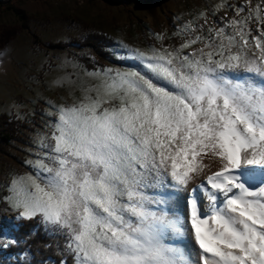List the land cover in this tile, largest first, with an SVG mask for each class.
I'll list each match as a JSON object with an SVG mask.
<instances>
[{"label":"snow or ice","instance_id":"6c2138e0","mask_svg":"<svg viewBox=\"0 0 264 264\" xmlns=\"http://www.w3.org/2000/svg\"><path fill=\"white\" fill-rule=\"evenodd\" d=\"M225 7L222 26L201 12L178 46L156 34L159 48L129 50L137 67L85 70L99 82L48 102L45 151L6 199L74 264H264V0L213 15Z\"/></svg>","mask_w":264,"mask_h":264},{"label":"rangeland","instance_id":"374dc122","mask_svg":"<svg viewBox=\"0 0 264 264\" xmlns=\"http://www.w3.org/2000/svg\"><path fill=\"white\" fill-rule=\"evenodd\" d=\"M222 2L223 0H134L130 3L110 4L106 0H11L15 7L24 12L22 18L0 4V113L27 118L33 116L36 108L43 104L45 115L47 111H54L50 108L49 101L71 104L81 97L82 88L99 82L88 76L85 70L91 72L104 69H88L81 60L82 56L90 54L89 48L80 47L76 43L67 49L41 48L36 43L37 37L47 43L70 42L87 32H103L116 41L112 50L117 57L131 59L130 49L148 51L150 46L159 48L160 42L156 39V34H165L170 38L165 39V46H178L182 38L173 36V33L189 20L197 22L196 17L201 12L208 13L210 24L215 21L218 26H222L220 17L226 14L227 18H231L234 15L233 10L228 7L213 15L216 6ZM244 2L245 0H227L228 4L236 6ZM256 3L258 0H252L253 6ZM198 23H203V20ZM252 26L255 28V23ZM204 34L207 35V32ZM108 68L127 69L115 65L105 69ZM58 79H63L62 85L55 83ZM44 118L35 137L36 146L30 148L25 161L36 160L39 158L37 153L45 151L39 147V139L41 134L51 135L52 130L47 127V123L55 118L46 115ZM26 165L31 170L20 175H34L35 170L27 163ZM201 179L197 178L193 183L198 184ZM187 196V192L176 196L177 209L181 214L187 212ZM7 203L10 206L8 201ZM4 215L8 219L18 218L19 212L10 206ZM189 235L184 243L188 244V249L193 247L189 251L195 252L198 245L194 244V236ZM3 239L4 242L9 241L6 235Z\"/></svg>","mask_w":264,"mask_h":264},{"label":"trees","instance_id":"16d2710c","mask_svg":"<svg viewBox=\"0 0 264 264\" xmlns=\"http://www.w3.org/2000/svg\"><path fill=\"white\" fill-rule=\"evenodd\" d=\"M106 1L110 4H124L134 0ZM0 4L19 18L24 16V12L15 7L11 0L0 1ZM35 40L41 48L67 49L74 43L89 48L90 54L82 56L81 60L91 70L105 69L112 65L124 68L138 66V62L133 59L117 57L112 50L116 41L103 32H87L70 42L47 43L38 37ZM36 109L35 114L27 118L0 113V264H59L62 259H66L68 264H74L73 257L63 251L65 238L53 235L51 228L46 229L39 217L25 220L8 219L4 215L10 209L5 200L10 181L14 176L31 170L25 158L30 148L36 146V134L45 120L43 104ZM5 235L9 241H3Z\"/></svg>","mask_w":264,"mask_h":264},{"label":"bare ground","instance_id":"6f19581e","mask_svg":"<svg viewBox=\"0 0 264 264\" xmlns=\"http://www.w3.org/2000/svg\"><path fill=\"white\" fill-rule=\"evenodd\" d=\"M189 234H190V233H189ZM190 235H191V234H190ZM190 235H189V236H190ZM188 240L190 241L191 239H188ZM187 243H188V242H187ZM191 243H192V242H191ZM194 244H195V243H194ZM194 244H193V246H194ZM187 245H188V244H187ZM191 245H192V244H191ZM197 247H198V246H197ZM192 248H193V247H192ZM192 248H191V249H192ZM189 249H190V248H189ZM191 249H190V250H191ZM193 250H194V249H193ZM192 252H193V251H192Z\"/></svg>","mask_w":264,"mask_h":264}]
</instances>
